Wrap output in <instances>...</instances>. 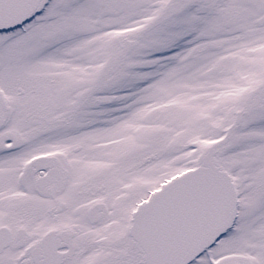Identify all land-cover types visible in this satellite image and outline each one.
Here are the masks:
<instances>
[{
	"label": "snow or ice",
	"instance_id": "obj_1",
	"mask_svg": "<svg viewBox=\"0 0 264 264\" xmlns=\"http://www.w3.org/2000/svg\"><path fill=\"white\" fill-rule=\"evenodd\" d=\"M0 264H264V0H0Z\"/></svg>",
	"mask_w": 264,
	"mask_h": 264
}]
</instances>
